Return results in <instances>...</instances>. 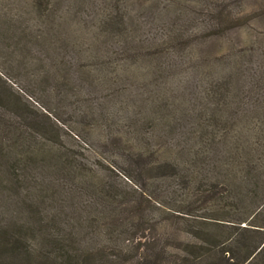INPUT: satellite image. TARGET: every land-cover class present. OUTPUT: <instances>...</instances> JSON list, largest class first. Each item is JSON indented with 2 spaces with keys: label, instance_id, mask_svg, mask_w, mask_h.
I'll use <instances>...</instances> for the list:
<instances>
[{
  "label": "rangeland",
  "instance_id": "obj_1",
  "mask_svg": "<svg viewBox=\"0 0 264 264\" xmlns=\"http://www.w3.org/2000/svg\"><path fill=\"white\" fill-rule=\"evenodd\" d=\"M34 1L0 0V114L26 126L34 138L19 154L29 157L25 163L0 158V264H27L31 252L50 251L36 225L73 236V248L93 254L95 264H121L124 253L158 259L159 242L167 250L166 264L179 263L190 235L171 213L197 209L191 196L196 188L166 179L158 188V175L168 171H158V162L150 171L149 149L155 150L152 161H175L184 176L193 167L176 151L178 130L163 144L151 117L153 103H168L179 117L177 128L191 126L208 86L226 80L231 63L238 62L243 80L232 81L229 94L237 95L243 114L264 105V86L251 88L264 77V0H48L42 15ZM227 12L233 16H220ZM111 14L127 18L115 35L98 28ZM232 18L239 20L234 29ZM211 20L229 30L209 28ZM178 31L185 44L160 51L161 63L158 53L140 58L158 51L164 39L181 42L174 36ZM132 37L140 42L130 43ZM136 119L142 138L129 134ZM127 139L148 149L144 158H136L139 148L136 157L122 155ZM32 147L42 164L30 162ZM34 176L39 185L54 182L44 188L48 201L41 209L28 203L38 191ZM112 188L125 203L117 210L104 198ZM216 260L210 254L195 264Z\"/></svg>",
  "mask_w": 264,
  "mask_h": 264
},
{
  "label": "trees",
  "instance_id": "obj_2",
  "mask_svg": "<svg viewBox=\"0 0 264 264\" xmlns=\"http://www.w3.org/2000/svg\"><path fill=\"white\" fill-rule=\"evenodd\" d=\"M34 4L40 13H44L49 6V1L36 0ZM108 16L103 21L101 20L98 28L106 29L110 35L121 32L122 25L127 18L122 14ZM220 16L222 18L232 17L233 13L227 12ZM230 20L234 23L232 29L238 27L239 20L237 21L236 18ZM220 23L217 20H211L208 27H213L220 33L229 30ZM174 36L181 38L182 41H176L175 37L171 40H169L170 38L164 39L158 43V51L154 50V52H148L145 55L139 53L140 58L157 57L158 53V60L161 63L164 54H160V51L169 53L175 50L171 44L176 48L185 44L183 33L178 31ZM138 42L140 41L131 38L130 43ZM184 50L183 48L182 51ZM230 57V55L225 56L227 63ZM230 68L232 69L228 72L230 78L227 76L226 80L223 79L208 86L209 90L205 96L204 105L195 110L192 116L189 115L194 120L191 126L185 124L177 128L175 124L179 117L171 110L168 103L163 100L153 103L151 117L156 119L161 127L163 133L159 136L163 144L166 146L168 140H172L175 131L178 130L180 141L176 143V151L189 157V163L193 169L189 173V177L184 176L175 161L158 159L152 161L155 150L149 149L151 152L148 154L152 153L147 156L150 171L155 169V164L158 162V167L156 166L158 171H168L166 176L158 175L159 184L163 179H166L170 183L179 182L185 186L191 183L196 188L191 196L194 198L197 209L186 212L170 210L173 212L171 218L176 219V223L190 235L182 242L186 258L173 264H195L201 257L208 258L210 254H213L214 259H217L211 264H264V262L258 263L259 257L264 253V105L249 114L240 112L237 95H231L229 91L234 86L232 81L237 85L239 81L243 80L241 73L245 70L238 62L233 66L231 63ZM262 73L264 74V70ZM263 84L264 77L260 76L258 80L251 82V88L260 89L261 86H264ZM164 113L166 115L163 116ZM0 116V158L2 159L5 155L7 158L12 157L15 165L21 164L22 161L25 163L29 157L25 156L23 159L19 154H22L23 146L34 140L31 137L32 133L24 125L14 126L16 124L10 122L5 114L1 113ZM182 119L185 120V117ZM138 122L139 120H134L136 126L129 133L133 136L131 138H142L141 136L145 132L139 129ZM143 123L145 124V121ZM131 141L123 140L124 143H127V147L122 155H129V157L135 155L136 157L138 155H136L135 148H139L141 152L136 158H144L145 148H142V145L139 147ZM6 142L8 145L4 147ZM30 154L32 156L30 162H38V165L44 162V159L38 158L41 155L39 149L32 147ZM61 169L63 171L65 168ZM13 177L16 179V176ZM33 181L38 184L36 185L38 191L35 192L34 197L28 199V203L35 209H39L48 201L47 197L42 194L45 191L44 188L54 182L50 181L47 185H39L36 176L33 177ZM161 187V184L158 185V188L161 189ZM66 192L70 193L71 189ZM105 196L104 198L109 201V205H112L114 210L120 209L125 204L115 188L107 190ZM200 210L202 211L201 215L198 214ZM161 219H165L164 214H161ZM49 227L42 231H40V225H36L34 228L39 238L44 240L46 246L50 247V251L44 248L41 252H31V254L29 252L30 260L27 264H95L93 254L73 248L77 244L73 236L68 238L61 235L60 229L56 230L57 227ZM18 231H23V227H20ZM8 234L10 233L7 231L3 232L4 236ZM3 242L1 240L0 244ZM17 249L18 251L22 249L21 241L17 244ZM166 252L165 246L159 242L158 259L148 260L142 256L143 253H139V256L127 253L119 255L122 258L121 264L131 260L134 261V264H166L168 259L164 256ZM220 256L223 257L224 262L220 260Z\"/></svg>",
  "mask_w": 264,
  "mask_h": 264
}]
</instances>
